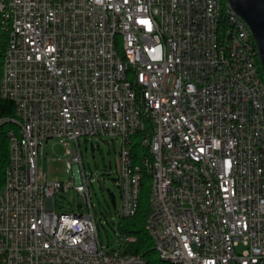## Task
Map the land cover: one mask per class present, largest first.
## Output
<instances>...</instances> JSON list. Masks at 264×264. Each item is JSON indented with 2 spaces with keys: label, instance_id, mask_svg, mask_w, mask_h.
Returning a JSON list of instances; mask_svg holds the SVG:
<instances>
[{
  "label": "built area",
  "instance_id": "obj_1",
  "mask_svg": "<svg viewBox=\"0 0 264 264\" xmlns=\"http://www.w3.org/2000/svg\"><path fill=\"white\" fill-rule=\"evenodd\" d=\"M236 15L220 0H15V9L0 0V34L11 47L0 97L13 105L0 124L16 120L6 134L0 264H115L123 241L113 253L99 250L77 144L120 139V214L130 216L142 175L127 184L136 132L153 146L144 157L146 174L156 170L145 225L155 253L184 264H264V91L256 84L264 73L255 74L251 36L227 24ZM115 27H124L128 58L116 52ZM51 138L66 145L70 180L87 203L82 217L55 210L67 183L38 167ZM186 153L202 166L186 163Z\"/></svg>",
  "mask_w": 264,
  "mask_h": 264
},
{
  "label": "rangeland",
  "instance_id": "obj_2",
  "mask_svg": "<svg viewBox=\"0 0 264 264\" xmlns=\"http://www.w3.org/2000/svg\"><path fill=\"white\" fill-rule=\"evenodd\" d=\"M70 146L74 147L76 144ZM77 148L81 152L83 170L91 179L90 198L100 241L105 248H116L119 245L118 236L108 223L118 218L121 209L120 192L115 180L118 176L120 139L108 135L82 136L78 139ZM69 157L66 145L59 139L51 138L44 143L43 154L38 158V167L47 179L57 178L67 183V190L57 191L54 195L57 212H85L88 209L87 203L83 195L73 188L74 181L70 180L72 170L66 167ZM150 191L151 181L148 195Z\"/></svg>",
  "mask_w": 264,
  "mask_h": 264
},
{
  "label": "trees",
  "instance_id": "obj_3",
  "mask_svg": "<svg viewBox=\"0 0 264 264\" xmlns=\"http://www.w3.org/2000/svg\"><path fill=\"white\" fill-rule=\"evenodd\" d=\"M220 1L222 4V11H224L227 0ZM4 44V39L0 34V64L2 61ZM259 69L262 74L261 65H259ZM10 116H13L12 103L9 100L0 97V118ZM13 126L14 123H11L9 120L0 124V189L3 183L4 170L8 162V142L6 138V131L8 128ZM140 135V132L134 133L129 142L132 162L139 166V170H142L137 209L133 215L122 216L120 214L115 221L108 224L116 232L118 240L123 241L122 247L124 252L140 254L149 264H166L161 261L152 248V240L145 225L149 209V195L147 192L151 178L149 173L147 172L146 174L144 171L146 170V166L144 164L146 159H144V157L151 158V154L147 147L140 145ZM128 238H132L133 240H129Z\"/></svg>",
  "mask_w": 264,
  "mask_h": 264
},
{
  "label": "bare ground",
  "instance_id": "obj_4",
  "mask_svg": "<svg viewBox=\"0 0 264 264\" xmlns=\"http://www.w3.org/2000/svg\"><path fill=\"white\" fill-rule=\"evenodd\" d=\"M5 5L6 9H15V0H5ZM227 24H235V31L238 37H245V33H247L248 36H251L254 44H249V53H258L256 42L251 30L239 15L227 17ZM115 36L116 42H118V45H116V52L119 53V57L128 58L127 35H125L124 27H115ZM10 54V43L5 42L2 58H4V55ZM255 74H261L259 65H255ZM256 84H258L259 86V91H264V77H256ZM9 121L11 123H14V126L8 128L6 134H13V129H16V120ZM140 145L147 147L151 154V158H153V146H147V141L144 139H140ZM186 163H189L190 166H202V158H199V156L195 153H186ZM144 164L147 170V160L144 161ZM126 171H128L129 173L127 174V184H139V166L137 164H134L132 162V159L126 160ZM147 172L149 173L151 178V185H156V170H148ZM204 179H211V172H204ZM121 180H123V170H118L116 184L119 189H121ZM9 182H11V171H9V166H6L4 170L2 185L9 184ZM15 182L24 183V174H15ZM74 217H82V212L74 211ZM146 228L153 244V231L152 229H150V225H146ZM99 250H101L102 253H113V248L108 249L103 247L100 239ZM156 254L161 259V261L166 264H184L181 263V261L178 260L177 257L165 256V253H163V251H156ZM115 264H144V260L136 259V255H132V253L119 250L118 256H115Z\"/></svg>",
  "mask_w": 264,
  "mask_h": 264
},
{
  "label": "water",
  "instance_id": "obj_5",
  "mask_svg": "<svg viewBox=\"0 0 264 264\" xmlns=\"http://www.w3.org/2000/svg\"><path fill=\"white\" fill-rule=\"evenodd\" d=\"M227 3L250 28L264 73V0H227Z\"/></svg>",
  "mask_w": 264,
  "mask_h": 264
}]
</instances>
